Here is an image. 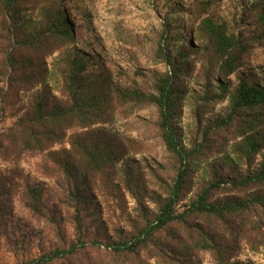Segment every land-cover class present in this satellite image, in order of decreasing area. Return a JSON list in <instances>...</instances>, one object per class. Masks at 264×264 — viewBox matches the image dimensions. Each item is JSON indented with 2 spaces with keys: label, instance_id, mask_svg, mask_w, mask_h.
<instances>
[{
  "label": "rangeland",
  "instance_id": "374dc122",
  "mask_svg": "<svg viewBox=\"0 0 264 264\" xmlns=\"http://www.w3.org/2000/svg\"><path fill=\"white\" fill-rule=\"evenodd\" d=\"M258 1L29 0L19 5L27 14L24 20L14 22L6 17L5 22L0 14V129H8L31 111L42 94L63 99V73L58 67L63 65L57 64L53 74L48 70L58 62L61 51H81L89 62L90 73L106 71L114 87L145 93L153 92L156 79L178 65L182 72L177 79L185 95L175 125L182 146L189 152L195 145L207 144L206 150L191 158L190 191L184 204L215 181L242 179L264 160V150L251 167L233 154L236 120L229 130H214L208 136L205 131L209 127L214 129L230 111L229 96L219 95V79L231 91L242 79L264 82V37L254 6ZM46 9L49 19L43 16ZM60 11L71 22L73 38L68 39L69 44L54 35L50 48L27 51L22 40L48 35L51 20ZM205 16L225 24L248 44L241 54L240 68L230 76L220 74L193 30ZM160 45L166 48V56L159 51ZM55 46L61 49L49 54ZM9 52L17 60L13 67L7 63ZM21 53L33 59L32 67L18 63ZM8 73H13V77ZM158 121V108L150 106L118 119L113 125H105L128 146L140 149V153L131 152L115 166L111 177L114 192L109 184H95L88 203H80L84 204L80 224L75 218V199L67 181L51 164L50 169L46 167L48 160L44 154L13 152L0 158V264H29L72 245H78L75 252L45 264H162L149 257L146 247L138 249L135 255L116 254L109 248L140 231L146 222L144 214L158 212L161 195L175 179L178 162L158 134ZM63 146L69 144L57 145L55 149ZM128 169L133 176L130 186L125 181ZM131 186L135 187L133 192L129 190ZM216 195L245 193L222 185ZM194 259L196 264H215L208 252H198ZM235 261L264 264V254L254 253L242 243Z\"/></svg>",
  "mask_w": 264,
  "mask_h": 264
},
{
  "label": "trees",
  "instance_id": "16d2710c",
  "mask_svg": "<svg viewBox=\"0 0 264 264\" xmlns=\"http://www.w3.org/2000/svg\"><path fill=\"white\" fill-rule=\"evenodd\" d=\"M27 1L0 0L3 20L7 22L6 17L14 22L24 20L27 14L19 9V5H25ZM254 6L257 25L264 37V4L260 0ZM43 16L50 18L47 9ZM54 17L56 19L51 20L48 35L22 40L27 51L50 48L53 46L51 36L54 35H58L65 45L69 44L68 39L73 38V34L68 16L60 11ZM193 30L199 34L203 50L215 61L222 76H230L240 68L241 54L248 44L242 42L235 32H230L225 24L217 23L210 16L202 17ZM60 49L55 46L49 54ZM69 51H61L58 62L48 69L53 74L57 64L63 65L58 66L63 73L60 90L63 99L42 94L31 111L21 115L8 129H0V158L13 152L44 154L48 160L46 167L50 169L51 164L67 181L75 199V218L80 224L84 207L80 203L88 199L95 184H109L114 192V179L111 177H114L115 166L131 152L140 153V149L128 146L123 138L105 125H113L120 118L155 106L159 111L157 131L166 150L177 159V173L173 183L160 197L158 212L153 215L147 211L144 214L146 222L136 235L116 241L109 248L116 254L135 255L138 249L146 247L149 257L162 264H196L194 258L198 252L210 253L215 264H243L235 261L242 243H246L250 251L264 254V160L242 179L215 181L200 189L190 203L184 204L190 191L188 174L191 158L195 153L206 150L207 144L202 142L187 152L175 125L185 95L177 79L182 69L175 65L171 72L158 77L151 93L140 89L123 90L114 87L106 71L90 73L84 53ZM159 51L166 56L164 45L159 46ZM6 58L12 67L17 62L13 59V52H9ZM18 63L22 67H32L33 59L21 53ZM8 76L13 77V73H8ZM39 82H44V79ZM218 86L221 97L229 96L230 111L227 117L218 120L214 129L209 127L205 136L214 130H229L236 120L237 140L233 144V154L238 161L252 167L264 150V82L242 79L231 91L228 84L219 79ZM66 142L69 147L55 149ZM125 181L127 186L133 182L130 169L126 172ZM222 185H231V189L245 195L218 196L216 191ZM132 188L135 187L131 186L129 190L133 192ZM32 191L37 192L35 189ZM77 248L78 245H72L67 250L44 255L29 264H45L62 254H71Z\"/></svg>",
  "mask_w": 264,
  "mask_h": 264
}]
</instances>
